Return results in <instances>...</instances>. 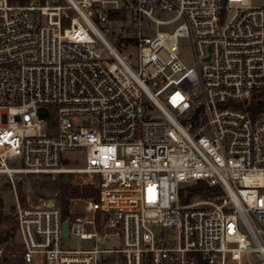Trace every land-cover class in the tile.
<instances>
[{
    "label": "built area",
    "instance_id": "1",
    "mask_svg": "<svg viewBox=\"0 0 264 264\" xmlns=\"http://www.w3.org/2000/svg\"><path fill=\"white\" fill-rule=\"evenodd\" d=\"M52 2L0 0V264H264V4ZM42 172L86 174L99 199L24 200L18 176ZM198 181L209 195L185 201Z\"/></svg>",
    "mask_w": 264,
    "mask_h": 264
},
{
    "label": "rangeland",
    "instance_id": "2",
    "mask_svg": "<svg viewBox=\"0 0 264 264\" xmlns=\"http://www.w3.org/2000/svg\"><path fill=\"white\" fill-rule=\"evenodd\" d=\"M49 3H53L52 0H48ZM254 4L262 5L264 0H253ZM129 15V14H128ZM155 15L162 19H167L172 17L174 14L171 12H156ZM145 20V33H153L156 29L155 23L151 22L148 18ZM175 24L171 26H160L161 29H170ZM116 31H121L120 29H115ZM186 59L192 61V52L190 49H186ZM46 125V123H44ZM65 156L68 157L69 163H66L69 166L74 167H83L86 165L85 152L83 150H78L77 152H66ZM69 175V174H66ZM55 176L51 172H42V173H30L22 174L18 176V183L22 187L19 193L24 200H29L32 203L43 204L46 200L53 199L56 194L59 196V187L61 195V184L63 179L66 176ZM70 179L75 186L84 188L88 183H85L86 180H90L86 174H70ZM95 179V177H94ZM195 184H181V195L185 199L190 195L191 188ZM95 199H99V192L97 195H93ZM194 197V196H193ZM87 197H75V199L69 202L68 211H71L77 215L86 213V202L84 199ZM191 200V199H190ZM14 204H15V194L11 182L9 181L6 175L0 174V210L3 211L5 215L14 216ZM12 224L7 223L5 220L0 221V231L10 230ZM67 242L70 245H76L78 243H85L88 241L79 240L76 237H71ZM118 242V240H117Z\"/></svg>",
    "mask_w": 264,
    "mask_h": 264
},
{
    "label": "trees",
    "instance_id": "3",
    "mask_svg": "<svg viewBox=\"0 0 264 264\" xmlns=\"http://www.w3.org/2000/svg\"><path fill=\"white\" fill-rule=\"evenodd\" d=\"M12 4H27L31 0H9ZM112 15V13H109ZM114 16L118 18H125V13L123 11H118L114 13ZM260 109H264V100L260 102L259 105ZM66 174H62L61 176H64ZM206 190V191H205ZM211 188L207 186V183L205 181H198L197 184H195L194 187L191 188L190 195H188L185 198V201H189L193 198V196H207L209 195ZM99 192L98 188L94 184H87L84 188H81L79 186H75L73 183L68 184H61V205L64 211V214L66 215L68 213V207L69 202L71 201V198L75 197H93V195H97ZM5 220L7 223H11V229L0 231V241L4 239L6 236H9L10 234L14 233L16 229V222L15 217L12 215H5L3 211L0 210V221Z\"/></svg>",
    "mask_w": 264,
    "mask_h": 264
},
{
    "label": "water",
    "instance_id": "4",
    "mask_svg": "<svg viewBox=\"0 0 264 264\" xmlns=\"http://www.w3.org/2000/svg\"><path fill=\"white\" fill-rule=\"evenodd\" d=\"M98 11H100V8L98 9ZM71 182V179H70V176L69 175H66L63 179V183L64 184H68ZM64 230H65V233L68 235L69 234V220H66L65 223H64Z\"/></svg>",
    "mask_w": 264,
    "mask_h": 264
},
{
    "label": "bare ground",
    "instance_id": "5",
    "mask_svg": "<svg viewBox=\"0 0 264 264\" xmlns=\"http://www.w3.org/2000/svg\"><path fill=\"white\" fill-rule=\"evenodd\" d=\"M58 194L53 199L46 200L43 204H49V203H57L58 202ZM42 205V204H40Z\"/></svg>",
    "mask_w": 264,
    "mask_h": 264
},
{
    "label": "crops",
    "instance_id": "6",
    "mask_svg": "<svg viewBox=\"0 0 264 264\" xmlns=\"http://www.w3.org/2000/svg\"><path fill=\"white\" fill-rule=\"evenodd\" d=\"M58 193H59V196H60V199H61V195H60V187H59V192H58Z\"/></svg>",
    "mask_w": 264,
    "mask_h": 264
}]
</instances>
